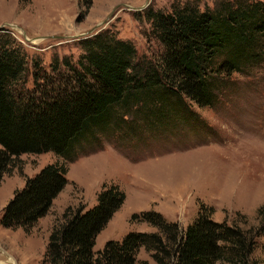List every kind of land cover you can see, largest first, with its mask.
Wrapping results in <instances>:
<instances>
[{
    "label": "trees",
    "instance_id": "obj_1",
    "mask_svg": "<svg viewBox=\"0 0 264 264\" xmlns=\"http://www.w3.org/2000/svg\"><path fill=\"white\" fill-rule=\"evenodd\" d=\"M81 1L86 8L94 2ZM145 13L163 46L158 55H140L133 42L99 33L83 41L86 52L78 64L55 57L47 71L33 60L32 88L23 83L29 71L25 49L0 30V182L22 154L54 152L73 160L78 145L105 129L109 135L119 131L132 149L133 142L147 140L135 133L164 135V146L184 142L180 137L190 130L198 144L219 142L203 138L207 130L197 129L200 118L191 104L213 105L225 80L260 53L264 3L226 0L201 9L190 1L176 3L171 12L150 7ZM68 172L66 164L54 162L28 177L5 206L0 225L30 231L67 185ZM126 198L118 184L105 183L93 207H68L51 230L44 263L136 264L145 248L158 264H264L252 257L259 231L216 220L214 206L206 203L185 229L156 210L135 213L132 219L157 231H129L94 251Z\"/></svg>",
    "mask_w": 264,
    "mask_h": 264
},
{
    "label": "rangeland",
    "instance_id": "obj_2",
    "mask_svg": "<svg viewBox=\"0 0 264 264\" xmlns=\"http://www.w3.org/2000/svg\"><path fill=\"white\" fill-rule=\"evenodd\" d=\"M190 1H198L205 9L226 0H94L89 8L81 0H0V28H4L0 30L9 32L25 49L29 71L23 83L32 88L33 60L47 71L55 57H69L78 64L86 52L83 41L99 33L114 32L133 42L140 55H158L163 46L151 34L145 10L171 12L176 3ZM244 64L243 71L225 80L213 105L190 103L200 118L197 129L207 130L203 138L215 136L219 142L198 144L190 130L180 137L184 142L164 146L169 140L164 135L135 133V139L147 140L133 142L132 149L123 144L125 138H118L119 131L109 135L105 129L99 137L78 145L73 160L54 152L22 154L0 182V218L15 191L45 165L66 164L68 183L30 231L0 225V261L46 264L49 235L66 209L93 207L102 186L112 182L127 198L98 235L94 251L108 240H121L129 231H157L132 219L135 213L156 210L185 229L200 203H206L214 206L216 220L259 231L252 257L264 260V210L259 212L264 206V45ZM145 262L150 264H138Z\"/></svg>",
    "mask_w": 264,
    "mask_h": 264
},
{
    "label": "crops",
    "instance_id": "obj_3",
    "mask_svg": "<svg viewBox=\"0 0 264 264\" xmlns=\"http://www.w3.org/2000/svg\"><path fill=\"white\" fill-rule=\"evenodd\" d=\"M139 261H148L150 264H156L155 261L150 258V255L147 253L145 248H141V250L139 251L138 261L136 262V264H138Z\"/></svg>",
    "mask_w": 264,
    "mask_h": 264
},
{
    "label": "water",
    "instance_id": "obj_4",
    "mask_svg": "<svg viewBox=\"0 0 264 264\" xmlns=\"http://www.w3.org/2000/svg\"><path fill=\"white\" fill-rule=\"evenodd\" d=\"M146 5H147V4H146ZM146 5L142 6L141 9H143L144 7H146ZM0 264H4V263H2V262L0 261Z\"/></svg>",
    "mask_w": 264,
    "mask_h": 264
},
{
    "label": "bare ground",
    "instance_id": "obj_5",
    "mask_svg": "<svg viewBox=\"0 0 264 264\" xmlns=\"http://www.w3.org/2000/svg\"><path fill=\"white\" fill-rule=\"evenodd\" d=\"M5 264V263H4Z\"/></svg>",
    "mask_w": 264,
    "mask_h": 264
}]
</instances>
